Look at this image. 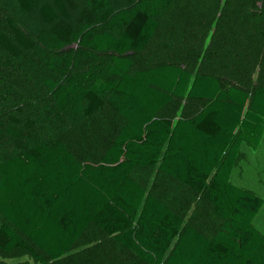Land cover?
Returning a JSON list of instances; mask_svg holds the SVG:
<instances>
[{"label": "trees", "instance_id": "16d2710c", "mask_svg": "<svg viewBox=\"0 0 264 264\" xmlns=\"http://www.w3.org/2000/svg\"><path fill=\"white\" fill-rule=\"evenodd\" d=\"M84 1L72 23L64 0H15L48 27L30 39L9 20L12 40L0 34V49L29 56L57 116L76 124L106 107L121 125L93 134L95 163L58 138L0 159V254L22 252L36 264H264V237L253 227L264 201L230 182L241 146L255 151L264 134V0H218L200 22L211 32L203 56L219 75L170 63L135 68L179 0H124L118 10ZM70 44L74 53L64 51ZM173 99L201 106L161 117ZM18 123L9 118L5 134L19 138ZM155 168L207 205L218 222L211 236L132 177ZM91 227L120 253H71Z\"/></svg>", "mask_w": 264, "mask_h": 264}, {"label": "rangeland", "instance_id": "374dc122", "mask_svg": "<svg viewBox=\"0 0 264 264\" xmlns=\"http://www.w3.org/2000/svg\"><path fill=\"white\" fill-rule=\"evenodd\" d=\"M218 0H179L162 18L155 35L145 52L136 56L137 69L145 70L156 64L170 63L183 65L192 73L216 74L210 61L203 56L204 48L211 32L205 33L201 21L205 14H213ZM223 1V0H221ZM52 4V0H42ZM115 10L127 8L124 0H110ZM71 22L77 21L85 8L84 0H64ZM213 10V11H212ZM208 14V15H209ZM20 29L28 38L35 39L37 33L46 29L36 13H23L15 0H0V34L12 40L8 21ZM226 27H230L227 25ZM224 30L222 34H226ZM205 34V36H203ZM201 38L202 41L199 40ZM198 41L201 44H198ZM76 44H70L65 52L74 53ZM27 54L20 58L10 56L0 49V121L4 128L0 133V159L18 153L24 146H32L35 139L41 142L51 138L60 139L80 161L95 163L99 157L100 145L92 139L93 134L103 137L114 134L121 120L109 109L103 107L90 118L70 124L57 116L50 94L44 88L39 75L31 70ZM201 104L173 99L160 113L161 117L175 120L194 114ZM16 118L19 138L5 134L9 118ZM30 121V131L24 126ZM34 138V139H33ZM146 193H152L179 214L184 223L194 226L203 235H210L218 226L205 203L193 196L186 188L161 176L156 169H136L132 175ZM234 184L262 196L264 200V138L256 151L245 145L240 148V156L232 174ZM264 215V213H262ZM264 229V222L259 221ZM85 251L100 253L107 258L119 254V248L108 237L91 228L75 245L71 253ZM133 262L131 257H127ZM0 264H36L22 252L11 255L0 254Z\"/></svg>", "mask_w": 264, "mask_h": 264}, {"label": "crops", "instance_id": "0c3cea01", "mask_svg": "<svg viewBox=\"0 0 264 264\" xmlns=\"http://www.w3.org/2000/svg\"><path fill=\"white\" fill-rule=\"evenodd\" d=\"M263 138H264V134H263V136H262V138H261V141H260V144H259V146L257 147V149L260 147V145L262 144V141H263ZM246 147V146H245ZM256 149V150H257ZM255 150V151H256ZM252 151V150H251ZM254 152V151H253ZM235 168V167H234ZM234 168H233V170H234ZM156 169V168H155ZM233 170H232V172H231V176H230V182L232 183L233 182V178H232V174H233ZM156 172H157V169H156ZM158 173V172H157ZM159 174V173H158ZM161 176H163V177H165L164 175H162V174H160ZM167 178V177H166ZM168 179V178H167ZM170 180V179H169ZM172 181V180H171ZM174 182V181H173ZM176 183V182H175ZM233 185H235L236 187H238L237 186V184H234V183H232ZM179 185V184H178ZM179 186H181V185H179ZM181 187H183V186H181ZM240 188V187H239ZM241 189H244V188H241ZM245 190H248V189H245ZM250 191V190H249ZM256 195H258L257 193H255ZM259 197H261L262 198V196H260V195H258ZM263 199V198H262ZM264 201V200H263ZM262 213H264V205H263V207L260 209V211L258 212V214L255 216V218H254V220H253V227L264 237V229L261 227V225H260V222L259 221H262V222H264V215H262ZM92 228V227H91ZM90 228V229H91ZM212 234H210V235H208L207 237H209V236H211ZM206 236V235H205Z\"/></svg>", "mask_w": 264, "mask_h": 264}, {"label": "bare ground", "instance_id": "6f19581e", "mask_svg": "<svg viewBox=\"0 0 264 264\" xmlns=\"http://www.w3.org/2000/svg\"><path fill=\"white\" fill-rule=\"evenodd\" d=\"M263 228V227H262Z\"/></svg>", "mask_w": 264, "mask_h": 264}]
</instances>
